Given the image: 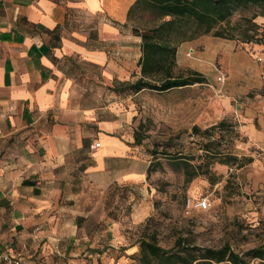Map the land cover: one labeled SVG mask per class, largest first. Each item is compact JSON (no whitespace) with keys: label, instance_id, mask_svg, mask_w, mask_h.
Instances as JSON below:
<instances>
[{"label":"crops","instance_id":"obj_1","mask_svg":"<svg viewBox=\"0 0 264 264\" xmlns=\"http://www.w3.org/2000/svg\"><path fill=\"white\" fill-rule=\"evenodd\" d=\"M136 1L0 0V253L21 264H86L92 245L76 232L87 192L144 180L135 122L147 90L130 88L142 58L128 17ZM200 41L228 76L223 91L242 133L264 155L262 49ZM191 46L177 48L178 68H192Z\"/></svg>","mask_w":264,"mask_h":264},{"label":"rangeland","instance_id":"obj_2","mask_svg":"<svg viewBox=\"0 0 264 264\" xmlns=\"http://www.w3.org/2000/svg\"><path fill=\"white\" fill-rule=\"evenodd\" d=\"M259 13L256 7L236 13L230 26L243 25L242 18ZM148 21L144 16L137 25L142 28ZM253 23L261 30L251 43L204 37L229 44L234 51L247 45L259 46L264 53V19L257 17ZM202 38L192 41L196 53L189 63L192 68L179 69H194L205 83L162 94L145 91L138 99L135 126L144 166L151 167L149 175L146 171L137 185L89 190L81 201L83 216L77 220L76 235L92 245L80 257L85 254L86 264H138L142 238L154 237L165 250L175 248L179 239L200 249L226 244L240 256L264 245V155L234 118V101L227 100L223 91L228 76L216 58L209 64ZM206 67L209 72H204ZM217 71L225 75L223 83ZM222 121L224 128L211 131ZM177 153L191 157L190 163L200 165L203 174L188 182L181 167L165 156ZM202 198L210 202L208 211L186 208L187 199Z\"/></svg>","mask_w":264,"mask_h":264},{"label":"trees","instance_id":"obj_3","mask_svg":"<svg viewBox=\"0 0 264 264\" xmlns=\"http://www.w3.org/2000/svg\"><path fill=\"white\" fill-rule=\"evenodd\" d=\"M251 7L260 9V13L250 19L242 18L245 20L243 25L230 26L236 13ZM144 16L149 20L147 25L136 28L142 40L140 76L130 88L136 92L147 90L162 94L205 83L204 77L196 71L178 68L176 52L181 44L204 36L232 41L239 38L242 43H251L260 34L261 27L253 21L257 17L264 19V0H137L128 17L139 21ZM224 127L222 121L211 131ZM193 131L199 133L196 127ZM141 141L135 133V143ZM165 156L172 164L181 167L188 182L203 174L201 166L192 165L191 157L183 153ZM150 172L149 166L147 174ZM184 242L179 239L175 248L165 250L154 237L142 238L138 243V264H250L249 260L254 259L260 261L258 264H264V245L240 256L226 244L219 248L200 249Z\"/></svg>","mask_w":264,"mask_h":264},{"label":"built area","instance_id":"obj_4","mask_svg":"<svg viewBox=\"0 0 264 264\" xmlns=\"http://www.w3.org/2000/svg\"><path fill=\"white\" fill-rule=\"evenodd\" d=\"M186 58L190 60H195V53L193 50H188L185 54ZM219 73L218 81L224 82L225 81V75L221 73L220 71H217ZM262 82H264V74L261 76ZM99 147L98 143H95L91 148L96 149ZM186 208L189 210H196L200 212L208 211L210 209V202L205 199H187L186 200ZM0 264H21L20 260L17 258L12 257L11 255H4L0 253Z\"/></svg>","mask_w":264,"mask_h":264}]
</instances>
